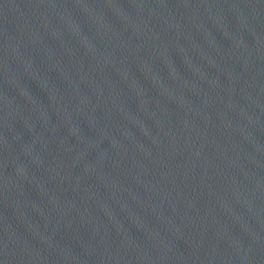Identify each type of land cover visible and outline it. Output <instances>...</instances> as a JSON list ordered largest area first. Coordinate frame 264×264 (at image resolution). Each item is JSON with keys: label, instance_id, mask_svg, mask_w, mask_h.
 <instances>
[{"label": "water", "instance_id": "95a60500", "mask_svg": "<svg viewBox=\"0 0 264 264\" xmlns=\"http://www.w3.org/2000/svg\"><path fill=\"white\" fill-rule=\"evenodd\" d=\"M0 264H264V0H0Z\"/></svg>", "mask_w": 264, "mask_h": 264}]
</instances>
